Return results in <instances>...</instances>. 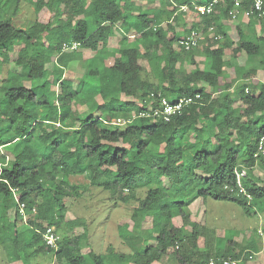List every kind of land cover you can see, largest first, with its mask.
Instances as JSON below:
<instances>
[{
	"label": "trees",
	"instance_id": "16d2710c",
	"mask_svg": "<svg viewBox=\"0 0 264 264\" xmlns=\"http://www.w3.org/2000/svg\"><path fill=\"white\" fill-rule=\"evenodd\" d=\"M157 1L160 6L143 8L148 17L135 0H0V127L9 131L2 139L0 130V247L7 250L9 264H43L29 257L46 252L54 255L53 264H156L166 255L176 264L229 256L245 264L253 257L246 245L235 252L234 241L211 254L207 238L198 243L202 234L185 208L197 197L211 196L235 202L247 214L264 211V154L253 156L264 133V18L256 19L255 40L240 29L227 38L220 18H229L231 1L221 0L209 14L197 13L192 0ZM22 2L32 4L35 14L25 28L14 22ZM191 11L199 21L187 25ZM42 12L49 17L41 18ZM191 29L202 39L184 50L177 42ZM116 30L118 44L125 46L109 48ZM228 48L256 58L259 66L247 70L230 63ZM84 52L93 55L83 57ZM199 52L203 68L195 59ZM184 55L193 65L186 70ZM75 60L84 73L71 84L63 76ZM259 68L263 82L250 90L247 80ZM151 92L169 100L198 92L200 99L169 121L138 116L158 104ZM74 103L87 106L88 114L73 115ZM114 118L125 123L110 124ZM242 167L240 183L250 197L238 193L235 169ZM78 174H86L87 186L109 191L114 201L136 202L124 219L131 229L139 228L137 235L131 229L123 235L129 251L108 245L97 253L89 247L86 258L85 229L60 236L56 249L44 243L41 231L54 225L59 233L67 199L81 195L80 185L69 179ZM141 184L149 187L144 197L131 191ZM158 204L159 224L151 223L155 244H147L140 227ZM174 216L181 217L186 233L173 223ZM26 231L30 236L22 238Z\"/></svg>",
	"mask_w": 264,
	"mask_h": 264
},
{
	"label": "rangeland",
	"instance_id": "374dc122",
	"mask_svg": "<svg viewBox=\"0 0 264 264\" xmlns=\"http://www.w3.org/2000/svg\"><path fill=\"white\" fill-rule=\"evenodd\" d=\"M134 1V0H132ZM136 4L141 5L143 13L148 15L147 11L143 8L158 7L159 2L149 0H135ZM158 3V4H157ZM33 5L29 2H22L17 15L14 18L16 25L25 28L31 24L34 20ZM49 17L48 13H41V18ZM134 22L138 20L134 19ZM233 26L226 28L225 34L229 38L230 31H232ZM260 34V26H257L246 33L248 39L255 40ZM115 39L109 42V46L124 47L125 45H119L117 42L118 37H121L119 31L116 32ZM19 46H14V49H18ZM228 57L233 62L244 61L245 55L237 52L233 53L231 48L226 49ZM200 53V52H199ZM197 53L195 59L197 64L202 66L203 60L205 59L202 53ZM93 55V52H84L83 57H89ZM248 59V58H247ZM256 66H259V62L256 58ZM111 59H108V64ZM190 56L184 55L183 69H189L193 65L189 64ZM146 66V62H144ZM204 66V65H203ZM51 64L47 63V68L50 69ZM18 69V68H17ZM84 65L79 61H71L69 65L64 70V80L70 82L71 84H77L78 81L83 77ZM53 88V87H52ZM51 88V89H52ZM55 88V87H54ZM92 89V87H90ZM53 97L52 93L50 94ZM96 98V97H95ZM94 98V99H95ZM97 99H99L97 97ZM89 112L87 106L79 105L74 103L72 105V114L79 115L80 117L87 115ZM45 125H48L45 124ZM48 127V126H46ZM5 128H1L3 130ZM9 131L3 130L2 139L7 136ZM70 182L78 183V191H80L79 197L70 196L67 199V212L65 216V222L62 228L59 230L60 236H73L81 233L84 229L86 230V241L82 242V253L88 258L87 252L89 247L92 248L97 253H104L108 245H112L116 251H129L130 244L125 243L123 235L128 236L130 232L132 234H138V227L133 226L131 229V222H124V219L131 216L133 207L136 205L135 201H131L128 204H123L119 201H114L109 191L104 190L98 186H87L88 178L86 174L71 175ZM85 186V187H84ZM144 184L131 189L134 191L138 197H144L148 190ZM168 207L174 208L172 202H168ZM186 212L190 214L189 220L194 221L197 224V228L202 234L199 236L198 243L202 245L207 238L208 249L211 254H220L228 245L229 241H234L235 252L238 248L246 245V250L252 253L251 264H264V211L251 214L244 212V209L239 204L228 201L215 199L211 196L197 197L186 206ZM145 213V212H143ZM12 215V212L10 213ZM158 214V215H157ZM143 224L141 225V237L145 239L147 244H155V240L152 232V220H156V224H159V204L156 208L147 212L144 215ZM71 221L78 222L77 225H70ZM176 226L182 228L186 233L187 227L182 222L181 217L174 216L172 219ZM80 223V224H79ZM124 223V224H123ZM18 227L21 222H17ZM131 229V230H130ZM130 230V232H129ZM261 232V233H260ZM31 232L26 231L25 234L21 235L22 238H28ZM20 236V239L21 238ZM134 244V243H133ZM129 245V246H128ZM54 255L52 252L37 253L29 257L30 261H38L43 264H53ZM10 260L8 258L7 250L2 246L0 247V264H9Z\"/></svg>",
	"mask_w": 264,
	"mask_h": 264
},
{
	"label": "built area",
	"instance_id": "2783aa9c",
	"mask_svg": "<svg viewBox=\"0 0 264 264\" xmlns=\"http://www.w3.org/2000/svg\"><path fill=\"white\" fill-rule=\"evenodd\" d=\"M221 0H207L204 3H193L194 10L199 14H209L213 11V8L216 4H218ZM232 5L228 10L229 18L232 20L237 19L241 14L245 17H253L255 19L264 18V0H229ZM247 2L249 5L247 8H244V3ZM181 10H186V5L180 6ZM209 30H213V27H210ZM214 38L220 39L221 35H215ZM202 36L200 32L196 29H191L188 33L183 35L178 40V45H180L184 50H190L193 47L199 45ZM76 43H73L71 47H76ZM152 97H155L157 100V105L152 106L149 105L145 110H142L138 116H152L154 118L161 119L163 121H169L172 116L181 114L183 109L188 105L198 102L200 99V93H195L193 95L181 96L174 100H169L165 96L155 95L154 93H150ZM135 117L132 116L127 121H131ZM104 122H106L104 120ZM110 124H123L125 123L124 119L114 118L110 122ZM264 154V133L259 136L256 141V149L253 152V156L258 158L260 155ZM235 174L237 178V182L239 185L238 193H244L247 197L250 195L244 190L241 186L240 178L245 174V169L242 167L241 169H235ZM19 213L24 222L27 220V214L25 213L24 203H19ZM32 211H35L33 208ZM41 236L44 243L56 249L58 241L60 240V234L55 229L54 225H48L41 231ZM240 259L226 257V258H217V259H209L207 261L201 262H191L189 264H238Z\"/></svg>",
	"mask_w": 264,
	"mask_h": 264
},
{
	"label": "crops",
	"instance_id": "0c3cea01",
	"mask_svg": "<svg viewBox=\"0 0 264 264\" xmlns=\"http://www.w3.org/2000/svg\"><path fill=\"white\" fill-rule=\"evenodd\" d=\"M154 1H157V0H154ZM193 1V3H197L196 2V0H192ZM207 0H200V2L201 3H204V2H206ZM158 4V3H157ZM158 6H160V5H158ZM220 9V8H219ZM219 9H217V13H219L220 11H219ZM185 19H187V25L189 24H191L192 22L193 23H198V21H199V17H198V15L196 14V13H194V12H190L189 14H187V16H186V18ZM186 21V20H185ZM220 23H221V25L223 26V28H224V31L226 32V28L227 27H230V25L231 26H233V28H232V31H230V34H229V37L231 38V35H233V33H236V31H237V29H240L245 35H246V33L249 31H251V30H253L256 26H257V21H256V19L254 20H249L247 17H245L243 14H241L237 19H235V20H232V19H230V18H224V17H221L220 18ZM176 30L180 33V34H182L183 33V29L182 28H179V27H177L176 28ZM116 32H117V30L115 31V34H116ZM247 36V35H246ZM247 39H248V37H247ZM113 40V38L112 37H110V39H109V42L110 41H112ZM109 42H108V47L109 48H113V47H111V46H109ZM240 53H242V55H245V58H244V61H241V62H233L227 55H228V53L226 52L225 53V56L229 59V61H230V63H232V64H235V65H243L244 66V68L245 69H252V68H254V67H257L256 66V62H255V59L253 58V59H249L248 57H247V55L244 53V52H240ZM202 55V54H201ZM248 58V59H247ZM107 60L108 59H106V63H107ZM204 63H205V61L203 60V63H202V66L200 65H198L200 68H203V65H204ZM247 81H250L249 82V84H248V88L251 90V89H253V88H259V86H260V84L263 82V80H262V74H261V69L259 68V69H257L256 70V73H255V75H254V77H251V79H249V80H247ZM238 83H240L239 81L238 82H236L235 84H234V87H236L237 86V84ZM233 87V88H234ZM251 258L252 257H249L247 260H246V263L245 264H251L250 262H251ZM156 264H176V261H175V259L172 257V256H170V255H166V256H163L160 260H159V262H157Z\"/></svg>",
	"mask_w": 264,
	"mask_h": 264
}]
</instances>
